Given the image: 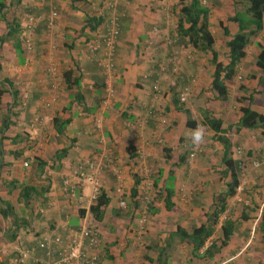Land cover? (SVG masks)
<instances>
[{
  "label": "crops",
  "instance_id": "1",
  "mask_svg": "<svg viewBox=\"0 0 264 264\" xmlns=\"http://www.w3.org/2000/svg\"><path fill=\"white\" fill-rule=\"evenodd\" d=\"M200 1L209 8L207 22L214 40L215 61L225 64V41L237 31V24L228 17L241 13L245 1ZM107 5L108 0H19L10 7L14 12L22 11L21 14H5L8 21L17 19L19 44L23 48L22 39L27 38L26 48L32 56L28 60L22 49L24 61L20 63L12 39L0 44V71L15 66L8 70L15 79L9 74L4 77L12 81L17 96L24 99L18 119L26 124L22 127L26 133L22 141L12 142L17 131L8 130L11 126L18 128L19 123L10 116L11 126L4 132V142L10 148H3L2 160L7 163L5 166H14L18 164L16 160L25 156L24 166L30 164L33 178L39 174L41 179L36 185L25 184L42 187L48 179L42 198L31 199L27 206L17 199L19 189L16 194L24 217L15 232L14 252H26L19 263L42 264L45 256L37 241L77 229L90 216L100 238L94 264H264V127H233L224 133L230 142L229 156L238 163L237 180L244 179L245 185L241 203L233 202L231 197L225 199L224 210L203 244L204 248L215 240L212 255L200 256L203 248L193 254L191 243L174 233L177 227L190 232L205 223L219 206L217 196H223L230 178L221 161L222 146L211 138L212 131L204 123L205 142L194 157H188L192 145L186 137L189 128L185 126L186 114L182 109L188 110L196 125L206 113L219 118L220 127L227 130L237 122L238 107L247 104L237 97L250 93V109L264 115V91L251 92L260 74L254 61L256 43L264 41V13L263 27L249 38L235 74L225 81L227 96L221 100L210 89L214 68L209 52L195 50L185 38L174 33L179 0H117L112 8ZM52 9L57 16L47 29L45 18ZM112 15L119 30L110 73L113 93L106 96L102 84L105 86L107 77L101 67L104 52L100 49L89 53L87 44L88 39L103 34ZM94 16H101V23L90 30L85 26L86 19ZM0 23L1 34L5 26L3 21ZM28 61L30 69L21 73L20 64ZM50 66L55 70L50 72ZM67 69L72 70L70 76L79 77L77 87L66 88L62 74ZM154 83L158 84L155 96ZM184 87L188 90L180 101L178 95ZM72 93L79 101L74 100ZM53 116L69 119L60 135L53 129ZM96 121L98 130L94 127ZM23 148L27 150L22 152ZM60 148H65L66 153L59 168L46 165L38 172L33 158L50 162L54 151ZM103 155L112 158L119 171L122 194L115 191L116 177L103 168L97 180L108 203L97 222L88 212L90 184L78 177L74 169L78 161ZM146 174L153 183L152 202L139 231L135 214L139 201L135 196ZM134 179L138 183L130 196ZM20 181L21 178L18 182L24 184ZM169 194L171 204L165 208L164 198ZM78 195L81 201H77ZM120 199L124 201L123 207L118 204ZM78 210H83V214ZM224 219L233 221L234 230L227 242L218 247Z\"/></svg>",
  "mask_w": 264,
  "mask_h": 264
},
{
  "label": "trees",
  "instance_id": "2",
  "mask_svg": "<svg viewBox=\"0 0 264 264\" xmlns=\"http://www.w3.org/2000/svg\"><path fill=\"white\" fill-rule=\"evenodd\" d=\"M74 2L75 0H70ZM245 7L243 11L236 12L232 16L228 17V20H231L237 24V31L230 35L228 39L225 41V47L227 48V62L225 64H221L220 62H216V53L212 48L213 45V37L208 29V15H209V8L208 6L201 3L200 0H179V8H178V15L174 27V33L176 36L180 38H185L186 43H188L191 47L198 51H206L209 52L211 56V62L213 64V72H212V79L210 82V89L214 92L215 97L218 99H225L227 96V87L225 81L230 80L236 72V68L238 66L239 61L245 54V46L247 45L249 38L251 36H255L258 32L261 31L262 25V16L264 13V0H244ZM19 0H0V20L3 21L5 26V31L0 34V44L6 39L13 40V47L15 49V53L18 57L20 63L24 61L21 53L22 49L20 47V42L18 40L19 34V24L17 19H10L9 21L5 18L6 9L11 6V4L18 3ZM114 3V6L116 5ZM109 8L112 6L107 5ZM112 17L114 18L113 23L111 22ZM101 16H94V17H87L85 26L88 27L90 30H94V28L101 23ZM46 23V21H45ZM53 25V24H52ZM115 29V37L114 42L112 44L111 54L110 57V64L111 67L109 69V73L113 70V53H114V46H115V39L117 37V33L119 30V25L117 20L112 15L107 23L104 26L103 34L96 39H88V41H94L97 43L98 47L92 51L88 49L89 53H96L102 49V52H105V43L104 37L108 33V29L110 28ZM226 34V32L224 31ZM87 41V42H88ZM88 45V44H87ZM258 52L255 55L254 65L260 74L257 78V83L255 88L251 89V92L256 91H264V41L262 43H256ZM106 54H104V59L106 58ZM101 67L104 69L103 64ZM105 77H107V71ZM72 73L71 69H67L63 72V80L66 83V88H70V86H78L79 77L70 76ZM104 78V77H103ZM104 84H102V88H104ZM242 88V86H240ZM8 95V101L5 102L6 109L4 113L0 116V171L3 166L7 165L2 160L3 154V141L7 139L4 135L5 130L11 124L10 116H15L17 113L12 111V108L19 105L18 102V90L13 85L12 81L7 77L0 78V102L2 100L3 94ZM105 93V91H104ZM113 93V92H112ZM73 94V93H72ZM74 95V94H73ZM106 95V94H105ZM74 100L79 101V97L74 95ZM107 98V97H106ZM237 100H244L247 102L246 105H241L238 107V119L237 122L232 126H228L227 130L222 129L220 127L221 121L219 118L203 115V121L201 123L207 125L209 129L212 131L211 138L216 140L222 146V156L221 161L225 165L227 172L229 173V181L226 184V191L222 197L217 196V201L219 206L215 208L208 216L205 223L200 224L197 227H193L190 232H186L185 230L177 227L174 233H179L182 238H186L191 243V251L193 254L203 248V244L207 237H209L213 231V225L215 224L218 215L224 210V203L227 197H231L234 193V187L236 186L238 180V163H234V161L229 156V149H230V142L225 132H228L231 128L237 130L239 128H255V127H264V115L255 112L254 110L250 109L249 104L252 100L251 94L248 93L246 96L237 97ZM264 100V95H263ZM179 100L176 99V102ZM179 107L178 109H180ZM186 114L185 126L189 129L195 128L196 123L193 119L190 118L189 112L187 109H182ZM69 119H61L60 117L53 116L52 118V125L55 133L60 135L63 133L65 125L68 123ZM23 135L15 134L11 141H22ZM66 151L65 148H60L54 151L52 157L49 159L50 162H46L38 157H34L35 167L38 172H42L44 166L49 165L53 169L59 168V162L61 158L65 155ZM14 156L17 153H13ZM45 186L42 187H35L31 184H19L16 180H7L4 181V184L7 186L8 190L18 188L19 193L17 199L21 200L23 205L27 206L28 202L31 199H36L38 196L42 198V193L47 190L48 188V179L45 180ZM138 183V179H134V185L130 188V196H133L135 193V186ZM170 194L164 198L165 208L170 206V202L168 197ZM108 203V197L104 194L102 190H98V193L95 199L90 203L88 207V212L90 213L91 217L94 221L99 222L104 213V207ZM150 208V206H149ZM79 214H83V210H78ZM0 216L10 221L15 228L21 224L22 218L17 216L14 211V207L12 203L7 200L3 199L0 196ZM233 221L230 219H224L221 224V235L218 240V247L223 246L231 233L233 232ZM15 231H12L9 234V240H13L16 236ZM45 239V238H44ZM44 239L37 241V247L42 250L45 256L46 247L39 246L40 243H44ZM215 240L210 241L200 252V256L206 257L211 256L213 253V248L215 246ZM26 252H21L18 254H24ZM55 253V252H54ZM56 254V253H55ZM47 257H45L46 259ZM18 260V259H17Z\"/></svg>",
  "mask_w": 264,
  "mask_h": 264
},
{
  "label": "built area",
  "instance_id": "3",
  "mask_svg": "<svg viewBox=\"0 0 264 264\" xmlns=\"http://www.w3.org/2000/svg\"><path fill=\"white\" fill-rule=\"evenodd\" d=\"M116 0H108V4L110 6H114ZM57 16V12L55 9L49 11L48 15L45 18L47 29L50 28ZM114 18L112 17L111 22L113 23ZM108 33L104 37L105 43V52L106 58L103 60L104 69L107 71V78L104 87V91L106 96H110L112 94V88L110 86L111 75L109 73V69L111 67L110 62V54L112 49V44L114 42L115 37V29L112 27L108 29ZM26 47H29L28 39L25 38ZM90 51L96 49L98 47L97 43L94 41H90L87 45ZM49 71H54V67L50 66ZM238 78V75L236 76ZM152 90L155 94L158 92V84H152ZM188 90L187 87H184L182 92L178 95V99L180 101L184 100V95ZM95 123V128L99 129L98 121ZM196 150L193 146L191 151L188 153V157L192 158L196 155ZM112 158L103 155L100 158L94 160H86V161H78L75 166V174L78 175L83 181L88 182L90 184V194L89 199L91 202L95 199L98 190H99V182L97 180V174L103 169L106 168L110 171L112 175H114L117 179V184L115 186V191L121 195V185L119 184L120 177L118 169L113 165ZM63 184L67 185V182H63ZM245 181L244 179L238 180L236 186L234 187V193L231 196V199L235 203H241L243 198L241 197L242 191L244 189ZM153 190V183L149 177H144V181L138 185V190L136 193V198H138V206H137V222H138V230L143 229V224L146 221L149 206L152 202L151 191ZM81 196H77V201H81ZM119 206H124V201L122 199L118 202ZM39 246L46 247L45 257H47L42 264H94L97 258V249L100 246V238L98 235V231L96 226L90 216L85 217L84 223L78 227L77 229H73L67 232L64 235L53 234L49 237V239H44V243H40ZM54 252L56 254H54ZM24 254L18 258V262H23Z\"/></svg>",
  "mask_w": 264,
  "mask_h": 264
},
{
  "label": "rangeland",
  "instance_id": "4",
  "mask_svg": "<svg viewBox=\"0 0 264 264\" xmlns=\"http://www.w3.org/2000/svg\"><path fill=\"white\" fill-rule=\"evenodd\" d=\"M5 11H6L5 14L7 15V17H10L11 14L20 15L21 12H22V11L14 12L13 10L11 11V7L10 6ZM2 26H3L2 23H0V31L2 29ZM55 41L58 42V40H55ZM21 43H22V47H23L21 49L24 50V54L27 55L28 56V60H30V55L32 56V53L29 52L28 49L26 48V44H25L24 39H22ZM4 53L5 52H3V54ZM32 60H33V58H32ZM20 65L22 66L20 68V72L21 73H26V70L30 69V62L29 61L26 64H20ZM13 67H15V66H11L10 65L3 72L0 71V78H2L4 76H7L9 74L8 72L10 70L12 71ZM54 70H55V68H54ZM10 77H11V79H15L14 76L10 75ZM20 86L22 87L24 85H20ZM23 89H24V87H23ZM6 99H8V95L5 93V94H3L2 101L0 102V116H1L2 113H4V111L6 109L5 102L8 101ZM18 102H19V105L14 107V108H12V111L17 113L15 116H12V117H13L14 121H17L19 123L18 128H13V126L10 125L11 128L8 131L10 133L13 132V131H17V132H15L16 134L18 133L20 135H23V134H26V133H24V130H22V127H24L26 125V124H24L25 120L18 119V116L21 115L20 112L23 110L24 99L22 100V97L18 96ZM43 105H44V102L41 105L39 104V106H43ZM29 123H30V121H29ZM35 125H37V124H34L33 126H35ZM29 128H31V126H29ZM6 147L8 148L9 144H8V142H4L3 141V148H6ZM25 150H27V149L23 148L22 152L25 151ZM48 153H50V152H48ZM28 154H29V152H28ZM24 157L20 158V160H16V161H18V162H16L18 164H15L14 166H5L0 171V195H1L2 198L9 199L11 201V203L14 206L15 213L18 216H20V217H24V214H23L24 210L21 209V202H19L16 199V194L18 192V188H14V189H11L10 191H7L6 190L7 186L4 184L3 181L13 180V179H15L16 181H19V179L21 178L20 182H22V183H31L33 185L41 183L40 182L41 179L39 180V174L35 173L37 175V177L33 178L32 169L29 168L30 164H28V165L26 164L24 166V164L22 163V161L24 160L23 159ZM135 214L137 215V210L135 211ZM10 223H11L10 221L5 220V219H3L0 216V264H20L18 262V260H17L18 259L17 252H14L15 251L14 249L16 247L15 241L14 240H12V241L9 240V234L12 231H15V228ZM17 230L18 229H16L15 232H18Z\"/></svg>",
  "mask_w": 264,
  "mask_h": 264
},
{
  "label": "clouds",
  "instance_id": "5",
  "mask_svg": "<svg viewBox=\"0 0 264 264\" xmlns=\"http://www.w3.org/2000/svg\"><path fill=\"white\" fill-rule=\"evenodd\" d=\"M207 135L204 124H197L195 128L188 129L186 132L187 139L191 142L194 149H199L200 146L205 142Z\"/></svg>",
  "mask_w": 264,
  "mask_h": 264
}]
</instances>
